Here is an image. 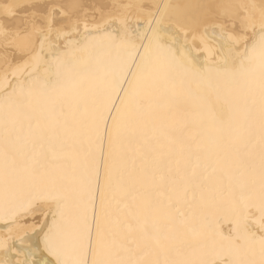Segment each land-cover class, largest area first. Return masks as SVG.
<instances>
[{
  "label": "snow or ice",
  "instance_id": "6c2138e0",
  "mask_svg": "<svg viewBox=\"0 0 264 264\" xmlns=\"http://www.w3.org/2000/svg\"><path fill=\"white\" fill-rule=\"evenodd\" d=\"M0 264H264V0H0Z\"/></svg>",
  "mask_w": 264,
  "mask_h": 264
},
{
  "label": "bare ground",
  "instance_id": "6f19581e",
  "mask_svg": "<svg viewBox=\"0 0 264 264\" xmlns=\"http://www.w3.org/2000/svg\"><path fill=\"white\" fill-rule=\"evenodd\" d=\"M19 2H29V0H19ZM87 2H93V0H87ZM96 2H100V3H115L117 2V0H96ZM125 2H128V0H125ZM133 2H144V3H154L155 0H133ZM175 2H180V3H195L197 2V0H175ZM256 2H258V0H256Z\"/></svg>",
  "mask_w": 264,
  "mask_h": 264
}]
</instances>
